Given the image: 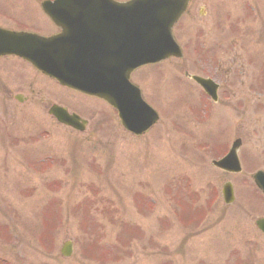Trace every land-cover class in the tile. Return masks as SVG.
<instances>
[{"label": "rangeland", "instance_id": "rangeland-1", "mask_svg": "<svg viewBox=\"0 0 264 264\" xmlns=\"http://www.w3.org/2000/svg\"><path fill=\"white\" fill-rule=\"evenodd\" d=\"M6 1L2 27L47 20L43 0ZM252 2L206 0L215 15L229 4L232 31L187 29L177 38L183 58L136 70L160 115L141 136L107 102L31 75L12 80L6 65L29 66L0 62V264H264V195L252 179L264 170V0ZM216 64L228 83L211 102L185 72L207 76ZM54 103L81 114L86 129L57 122ZM239 137L242 172L213 166Z\"/></svg>", "mask_w": 264, "mask_h": 264}, {"label": "water", "instance_id": "water-1", "mask_svg": "<svg viewBox=\"0 0 264 264\" xmlns=\"http://www.w3.org/2000/svg\"><path fill=\"white\" fill-rule=\"evenodd\" d=\"M109 4L113 7H121L120 11L126 14L130 11L132 12L134 9L131 3L115 4L109 1ZM47 11L49 12V10ZM92 11H95V9ZM139 11L142 10L137 9V12ZM149 11L154 19L157 12L156 9L151 7ZM158 12L160 13V10ZM177 17L174 15L170 18L159 17L156 19L155 23L160 22L163 28L162 34L160 35L163 42L161 49H149L144 45L145 37L143 35L131 32L128 35L114 36L118 38V41L113 44V47L110 42H106L108 37L112 36L103 35V41L101 43L106 47V52L97 53L98 50H92L88 56L87 51L82 53L79 48L71 49L70 51L64 48L58 51L64 57L56 60V53H47L49 51L52 52L49 47L54 38H44L28 33H14L0 30V55L4 53L21 55L32 61L44 73L59 79L61 83L105 98L119 108L123 125L135 134H141L158 120L157 113L142 101L139 93L135 92L136 90L133 87L130 88L135 91H131L132 95L127 96L126 102L121 98L120 90L118 91V89L124 85L129 86L128 79L130 72L137 66L147 62L159 61L171 55H179V48L171 34V26ZM66 51H68L67 54ZM117 51L121 58L118 59L120 65L113 64ZM47 54L51 55L50 60H48ZM111 54H114L113 61L109 59ZM194 78L207 87L206 80L199 77ZM50 113L54 114L59 121L72 125L77 129L83 130L87 124V121L81 120L75 114H69L66 109L57 105L51 107ZM239 145L240 141H236L228 157L214 163L219 167L226 168L228 158H232L234 160L232 169L239 171L240 166L236 153ZM254 177L258 185H261L264 189V172L260 171ZM229 185L226 184L228 190L226 196L227 202L232 199V189ZM62 252L65 256H70L72 253V244L67 242Z\"/></svg>", "mask_w": 264, "mask_h": 264}, {"label": "flooded vegetation", "instance_id": "flooded-vegetation-1", "mask_svg": "<svg viewBox=\"0 0 264 264\" xmlns=\"http://www.w3.org/2000/svg\"><path fill=\"white\" fill-rule=\"evenodd\" d=\"M204 2H206V0H178V7L181 10V14L173 27L175 37L186 36V34H189L186 32L187 29L192 30L193 28L197 29L199 35L207 36L208 34L206 31L208 29L213 32L214 29L218 28L220 32L225 35L232 31L231 27L227 25L228 21L232 18V12L228 8L229 4L226 8L224 6L217 9L219 13H216L215 15ZM243 2H246V6L248 5L250 9L253 8L255 4L252 0H236V7L241 8L242 5H244ZM43 23V26L37 28L43 30L53 29L50 33H45L47 35L60 31L59 28L54 27V25L48 20L43 21ZM221 71L222 67L216 64L215 67L213 66L212 70H210V74H214L215 78L221 81V78L216 76V74L220 76ZM225 81L228 82L227 79H225Z\"/></svg>", "mask_w": 264, "mask_h": 264}, {"label": "bare ground", "instance_id": "bare-ground-1", "mask_svg": "<svg viewBox=\"0 0 264 264\" xmlns=\"http://www.w3.org/2000/svg\"><path fill=\"white\" fill-rule=\"evenodd\" d=\"M10 76V79H12V80H21V81H25V78L27 77V74H23V73H21V72H19V71H11L8 75H7V77H9ZM164 81H168V79H165ZM159 85V84H158ZM179 98V95H177V97H176V100Z\"/></svg>", "mask_w": 264, "mask_h": 264}]
</instances>
